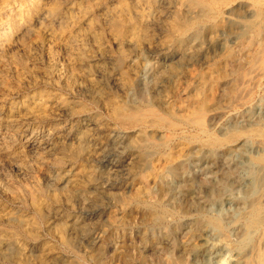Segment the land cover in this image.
I'll list each match as a JSON object with an SVG mask.
<instances>
[{
	"label": "bare ground",
	"instance_id": "6f19581e",
	"mask_svg": "<svg viewBox=\"0 0 264 264\" xmlns=\"http://www.w3.org/2000/svg\"><path fill=\"white\" fill-rule=\"evenodd\" d=\"M263 9L264 0H0V264H100L103 252L86 257L79 238L107 233L191 143L237 156L252 177L229 222L205 200L195 207L188 220L219 235L196 229L188 264H264V113H251L264 91V43L250 53L244 42L212 113L214 129L239 114L243 125L216 134L204 111L225 53ZM219 188L210 191L222 198Z\"/></svg>",
	"mask_w": 264,
	"mask_h": 264
},
{
	"label": "rangeland",
	"instance_id": "374dc122",
	"mask_svg": "<svg viewBox=\"0 0 264 264\" xmlns=\"http://www.w3.org/2000/svg\"><path fill=\"white\" fill-rule=\"evenodd\" d=\"M252 20L251 31L249 30L246 39L238 40L236 43L237 45H233L231 53H225L224 65L221 64L219 66L217 74L220 77L217 76L220 83L215 87L213 94L210 95L211 97L208 100L209 103L205 105L207 110L204 107V111L207 112L205 121L207 120L206 125L209 128H212L214 122L217 121L215 116L213 117V111L218 109V107H223L226 102L230 90L229 81L233 76V71L240 66L245 58L242 50L244 42L247 40V43L250 44H248L250 53L251 50L254 51L258 44L264 43V9L262 13L260 12L258 17H254ZM234 46L236 48H234ZM239 46L240 48H238ZM221 66L223 68H221ZM222 79L223 81H221ZM255 97L254 105L251 107V113L255 117H259L264 113V91L258 92ZM243 123L242 117L239 114L236 118L222 122L219 128L212 129L216 134H220L221 131L227 128L240 126L241 124L243 125ZM190 139L191 137H188L183 143L190 142ZM191 141L193 140L191 139ZM194 144L195 143H191L187 145L184 152L181 150L180 155H182H179V158L176 159L177 161L171 163L160 173L155 181L151 182L148 189L143 193L144 195L142 194L139 204L134 203L126 207L127 209L124 208L117 211L116 223L108 228L107 233L104 234L100 229H95L91 231V239L86 240L84 237H80L78 241L81 244H85L83 246L81 245L82 254L91 258L95 256V254L100 255L99 253L102 251L103 257L101 256L102 261L100 260V264H188L191 260L190 247L196 229L206 228L209 238H214L215 235V237H218V230L208 225L201 217L193 222H190L188 217L194 214L196 206L204 205L205 201L207 202V212L211 215H218L217 217H220L224 222H229L231 217L237 216L244 207L243 202H245L246 196V189L241 185L242 182L252 177V167L248 165V163H244L237 168L235 165L238 162H236V160L239 159L237 156L230 155L219 157L215 153L199 151V149H197V144ZM245 147L250 149L247 143L244 146V149L247 150ZM184 155H186V157ZM212 161L214 162L213 164H211ZM181 162L185 167L183 166L182 169L176 171L177 166L182 164ZM215 168L216 170L212 171ZM222 173L229 176V183H227L226 186L225 184L221 185V181H219L220 174ZM186 180L193 181L194 194L190 199H185L183 195V182ZM214 184L220 187L219 189L224 195L223 197H230V201L234 202L232 206L228 205L227 202L225 203V201L222 200L223 197L219 198L217 196L219 190L210 191L211 185ZM146 201L148 203L152 202L151 205H156L155 208H153V210L156 209L154 210L155 212L150 208L151 205L148 209ZM191 203L194 206H192ZM163 211H166V213L169 212L164 216L162 213ZM160 215L163 217H160ZM229 215L231 217H229ZM237 232L239 231L236 229L231 230L232 237L234 235L233 238L235 239L239 235ZM98 236L100 237L96 239L95 237ZM94 238L96 239V243L94 242ZM166 238H170V242L167 244L165 243ZM91 242L95 244L94 248L92 247L90 249L92 245Z\"/></svg>",
	"mask_w": 264,
	"mask_h": 264
}]
</instances>
